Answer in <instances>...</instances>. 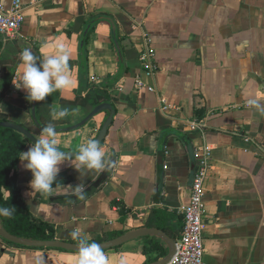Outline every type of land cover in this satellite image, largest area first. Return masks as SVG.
Here are the masks:
<instances>
[{
	"label": "crops",
	"instance_id": "0c3cea01",
	"mask_svg": "<svg viewBox=\"0 0 264 264\" xmlns=\"http://www.w3.org/2000/svg\"><path fill=\"white\" fill-rule=\"evenodd\" d=\"M23 1L25 17L18 33L13 38L0 36V82H9L0 113L40 136L42 131L35 130L31 120V100L13 81L23 70L25 48L35 49L43 59L56 54L57 42L70 53L73 83L52 101L49 122L63 127L82 120L91 107L71 103L91 85L104 89L116 109L101 144L104 168L81 169L80 176L65 162L52 192L43 194L32 191V173L19 160L16 186L31 214L52 225L58 240L92 243L110 232L149 227L176 241L182 233L181 208L189 201L196 150L209 145L204 262L264 264V113L248 104L252 98L264 104V0ZM100 15L113 19L123 60L111 25L99 21L86 37V69L81 72V35ZM144 33L151 38L158 67L144 78L154 91L138 90L134 83L135 77H142L139 53ZM57 106L78 111L55 119L52 111ZM106 117L101 112L80 128L56 133L60 149L79 150L95 137ZM191 121L205 125L193 129ZM31 145L27 142L24 151ZM111 159L106 179L93 187ZM77 184L84 185L83 199L74 190ZM147 237L160 243L159 248L143 252ZM147 237L105 250L108 264L160 259L158 251L165 244ZM77 260L78 252L23 247L0 238V264Z\"/></svg>",
	"mask_w": 264,
	"mask_h": 264
},
{
	"label": "clouds",
	"instance_id": "9594fccd",
	"mask_svg": "<svg viewBox=\"0 0 264 264\" xmlns=\"http://www.w3.org/2000/svg\"><path fill=\"white\" fill-rule=\"evenodd\" d=\"M55 49V55L43 59L30 48L22 51L23 70L19 80H14L13 84L17 89L26 92L27 99L41 102L52 93L72 86L68 63L70 53L62 42H57ZM248 104L264 113V104L259 99H249ZM77 111L78 109L57 106L53 109L52 115L55 119H64L69 115H75ZM18 158L23 167L32 173L33 178L30 181L32 191L43 194L52 192L61 171L60 166L65 162H69L80 176L83 175L81 169H102L105 166V152L97 140L89 139L86 144L79 146L75 153L61 151L56 138V128L52 123L42 129L40 137L27 151H21ZM73 158L75 164L72 163ZM74 190L80 199L84 198L83 184H77ZM15 210V206L0 207V216L11 218ZM71 235L79 238L77 232ZM77 264H108V257L97 243H88L80 239Z\"/></svg>",
	"mask_w": 264,
	"mask_h": 264
},
{
	"label": "built area",
	"instance_id": "2783aa9c",
	"mask_svg": "<svg viewBox=\"0 0 264 264\" xmlns=\"http://www.w3.org/2000/svg\"><path fill=\"white\" fill-rule=\"evenodd\" d=\"M24 1L10 0L6 5L0 0V35L13 38L18 33L24 21ZM144 47L139 53V61L142 66V77H135L136 89L154 91V87L145 82L144 78L151 77L157 71L154 48L151 38L147 33L143 35ZM168 105H164V108ZM204 122L191 121L190 126L203 129ZM248 140L247 136H243ZM211 147L203 145L197 149V162L193 171L189 201L181 208L183 226L180 237L175 241V251L166 264H205L203 256L205 252L203 240L204 206L206 181L209 175Z\"/></svg>",
	"mask_w": 264,
	"mask_h": 264
},
{
	"label": "trees",
	"instance_id": "16d2710c",
	"mask_svg": "<svg viewBox=\"0 0 264 264\" xmlns=\"http://www.w3.org/2000/svg\"><path fill=\"white\" fill-rule=\"evenodd\" d=\"M68 63L70 67L72 65L71 61L69 60ZM8 86L9 82L7 80L0 82V102L4 98ZM58 97L59 91L52 93L44 101L37 103V118L44 126L51 123L48 120L49 118H46V115L51 113L52 101ZM103 101H110L109 94L104 89L91 85L85 95L77 97L71 104L84 108H92ZM3 120H6V117L0 113V121ZM27 142L29 141L22 134L10 128L0 126V207H16L11 218L3 216H0V218L4 227L16 236L40 240L54 239V227L31 214L16 186L18 157L20 152L24 151ZM3 190L8 192L7 196H4ZM122 233L110 232L98 240L112 238ZM147 238L148 242L144 245L143 252L149 253L155 248H159L160 243H157L153 237ZM164 254L165 249H162L158 251L157 256H163Z\"/></svg>",
	"mask_w": 264,
	"mask_h": 264
},
{
	"label": "water",
	"instance_id": "95a60500",
	"mask_svg": "<svg viewBox=\"0 0 264 264\" xmlns=\"http://www.w3.org/2000/svg\"><path fill=\"white\" fill-rule=\"evenodd\" d=\"M99 21H107L112 28L113 32V43L116 48V51L118 53L119 59L122 62V54H121V48L119 45L118 38L116 37V25L113 21V19L109 16L105 15H100L98 17H95L91 19L86 27L83 30V33L81 35L80 43H79V57H80V69L81 72H85L86 69V56H85V40L86 37L90 31V29L94 26L95 23ZM1 36V35H0ZM33 52L36 55H39L37 51L34 49ZM37 103L35 101H31L30 105V115H31V120L34 123V125L42 131V129L45 127L43 124H41L37 118ZM101 112H106L107 117L106 119L102 122L100 125L97 134L93 138V140H97L101 146L105 136L107 135V132L113 122L116 109L115 106L110 102V101H103L96 106L92 107L91 110L87 113V115L80 120L77 123L63 126V127H55L56 128V133L60 132H68L75 130L77 128H80L84 126L88 121L93 119L97 114ZM0 126L10 128L20 134L23 135L24 138H26L31 144L35 142L40 136L33 131H31L29 128H27L23 123H19L16 121L12 120H3L0 121ZM61 150V149H60ZM64 152L68 153H75L77 151H66V150H61ZM113 162V159L106 165V168L103 170L101 175L98 177V179L93 183V187H97L100 185L102 181H104L108 175V170L109 167H111ZM91 186V187H92ZM91 187L88 188V190L91 189ZM147 236H154L158 237L163 241L165 244V254L158 260L151 261L150 263L147 264H166L169 259L172 257L175 251V239L172 237L168 236L165 232H163L160 229L157 228H149V227H141L132 231H127L122 234H119L117 236H114L112 238H108L105 240H101L97 243L103 251L111 249V248H116L130 240L136 239V238H141V237H147ZM0 238L11 242L13 244L23 246V247H36V248H49V249H61L65 251H70V252H78V247L79 243L78 242H72V241H67V240H58V239H49V240H40V239H31V238H25V237H20L16 236L12 233H10L3 225L2 220L0 218Z\"/></svg>",
	"mask_w": 264,
	"mask_h": 264
},
{
	"label": "flooded vegetation",
	"instance_id": "af4514ba",
	"mask_svg": "<svg viewBox=\"0 0 264 264\" xmlns=\"http://www.w3.org/2000/svg\"><path fill=\"white\" fill-rule=\"evenodd\" d=\"M32 123H33V122H32ZM25 126H26V125H25ZM26 127H27V126H26ZM35 127H36V126H35ZM27 128H29V127H27ZM29 129H30V128H29ZM37 129H38V128L36 127V129H35V130H37ZM30 130H31V129H30ZM33 132H34V131H33ZM38 132H39V131H38ZM38 132H37V133H38ZM35 133H36V132H35Z\"/></svg>",
	"mask_w": 264,
	"mask_h": 264
}]
</instances>
